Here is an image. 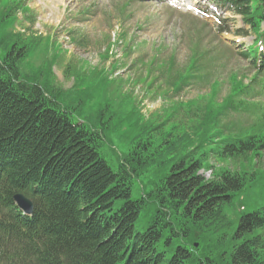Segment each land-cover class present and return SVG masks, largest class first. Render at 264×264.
I'll return each instance as SVG.
<instances>
[{
  "label": "trees",
  "instance_id": "trees-1",
  "mask_svg": "<svg viewBox=\"0 0 264 264\" xmlns=\"http://www.w3.org/2000/svg\"><path fill=\"white\" fill-rule=\"evenodd\" d=\"M219 1L264 37V0ZM6 45L0 53V206L22 214L15 191L43 206L32 220L17 219L23 236L0 246V264H217L224 258V264H264V172L249 162L264 159V113L255 124L243 122L246 128L226 121L246 108L235 99L241 82L236 79L214 115L196 113L175 139L166 138L176 162L155 163L143 152L148 140L114 169L99 151L104 129L25 81V45ZM212 160L239 167L213 171ZM203 168L213 177L204 178ZM143 177L154 187L135 193L133 184ZM243 194L251 209L227 217L225 208ZM140 217L151 219L144 231L136 229Z\"/></svg>",
  "mask_w": 264,
  "mask_h": 264
},
{
  "label": "rangeland",
  "instance_id": "rangeland-1",
  "mask_svg": "<svg viewBox=\"0 0 264 264\" xmlns=\"http://www.w3.org/2000/svg\"><path fill=\"white\" fill-rule=\"evenodd\" d=\"M198 1L181 0L172 8L165 0H0V20H8V31L21 36L18 39L26 45L23 78L43 86L76 118L104 129L106 140L99 151L114 169L137 142L148 140L152 144L143 152L167 166L179 156L166 150L171 144L166 138L175 139L182 131L179 120L186 126L179 106L195 100L204 111L207 100L218 104L231 92L232 73L239 74L244 88L248 85L251 105L248 112L227 121L246 128L243 122L255 124L256 115L264 113L263 76L253 80V67L240 54L254 41L255 33L246 26L242 31L247 36L236 35L244 29L239 15L219 11L211 0ZM187 3L205 15L187 12ZM220 27L229 31L218 33ZM190 56L200 68L197 79L185 92L172 96L173 75L186 70ZM162 58L171 62L163 65ZM217 80L218 102H214L209 91ZM249 162L251 170L264 172V159ZM210 163L213 171L226 165L232 171L239 167L234 162ZM204 169L200 172L204 178H212V170ZM154 184L143 177L133 189L148 192ZM247 196L237 197L234 205L225 208L227 217L251 209ZM253 196H258V190ZM146 209L153 211V204ZM150 222L140 217L136 229L144 231Z\"/></svg>",
  "mask_w": 264,
  "mask_h": 264
},
{
  "label": "water",
  "instance_id": "water-1",
  "mask_svg": "<svg viewBox=\"0 0 264 264\" xmlns=\"http://www.w3.org/2000/svg\"><path fill=\"white\" fill-rule=\"evenodd\" d=\"M16 198H17L18 202L21 204V206H23L27 210L32 209L31 204L28 201L24 200L21 196H16Z\"/></svg>",
  "mask_w": 264,
  "mask_h": 264
}]
</instances>
